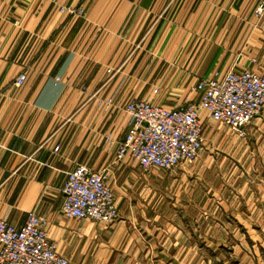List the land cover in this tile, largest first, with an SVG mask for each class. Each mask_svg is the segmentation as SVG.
Here are the masks:
<instances>
[{
	"label": "crops",
	"instance_id": "crops-1",
	"mask_svg": "<svg viewBox=\"0 0 264 264\" xmlns=\"http://www.w3.org/2000/svg\"><path fill=\"white\" fill-rule=\"evenodd\" d=\"M256 2H0V217L17 227L35 211L71 264H264V107L244 137L200 110L199 156L171 173L117 161L113 146L130 97L170 107L215 70L264 76ZM66 4L82 14L59 12ZM155 87L179 93L166 100ZM77 164L106 170L112 223L62 217L61 186Z\"/></svg>",
	"mask_w": 264,
	"mask_h": 264
},
{
	"label": "built area",
	"instance_id": "built-area-1",
	"mask_svg": "<svg viewBox=\"0 0 264 264\" xmlns=\"http://www.w3.org/2000/svg\"><path fill=\"white\" fill-rule=\"evenodd\" d=\"M57 9L67 16L82 14L78 6L70 4L58 5ZM253 14L257 26L264 30V0H257ZM107 71L110 78L114 72L111 68ZM25 79L26 72L22 71L13 83L21 86ZM157 90L156 87L153 92ZM194 92L193 100L185 97L170 107L147 98H128L123 105L128 124L121 139L113 143L115 159L129 157L144 173L152 168L173 171L183 163L196 160L204 141L200 110L206 111L210 121L244 137L246 127L264 107V76L249 67H233L226 72L215 70L196 80ZM103 105L112 106V99L104 100ZM57 149L55 146L54 150ZM61 193L63 218L103 224L118 218L104 169L77 164L65 172ZM44 224L43 218L33 210L26 213L17 227L0 217V264H71L47 236Z\"/></svg>",
	"mask_w": 264,
	"mask_h": 264
},
{
	"label": "rangeland",
	"instance_id": "rangeland-1",
	"mask_svg": "<svg viewBox=\"0 0 264 264\" xmlns=\"http://www.w3.org/2000/svg\"><path fill=\"white\" fill-rule=\"evenodd\" d=\"M254 10V9H253ZM253 13V12H252ZM253 16H254V14H253ZM255 17V16H254ZM163 75H164V77L166 78L167 76L165 75V74H154V76L153 77H160V78H162L163 77ZM156 88V87H155ZM153 91V90H152ZM167 91V93H170V92H173L174 94H176V93H179V89H176V88H172V89H170V90H164V89H162V90H160L159 88H158V90H157V92L156 93H154V92H152L154 95H157L158 97L160 96V97H165V99L166 100H168V95L166 94V95H164V92H166ZM196 95V94H195ZM202 123V122H201ZM203 125V124H202ZM227 127V126H226ZM228 128V127H227ZM228 129H230V128H228ZM231 130V129H230ZM232 132H234L233 130H231ZM235 133V132H234ZM163 173H171V171H163V170H161Z\"/></svg>",
	"mask_w": 264,
	"mask_h": 264
}]
</instances>
